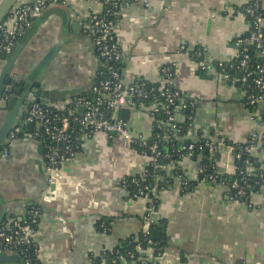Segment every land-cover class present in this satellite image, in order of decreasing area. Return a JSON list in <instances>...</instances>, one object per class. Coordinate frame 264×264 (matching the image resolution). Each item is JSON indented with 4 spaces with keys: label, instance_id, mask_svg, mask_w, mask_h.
Listing matches in <instances>:
<instances>
[{
    "label": "crops",
    "instance_id": "crops-1",
    "mask_svg": "<svg viewBox=\"0 0 264 264\" xmlns=\"http://www.w3.org/2000/svg\"><path fill=\"white\" fill-rule=\"evenodd\" d=\"M26 1L17 0L13 7ZM62 1L50 4L17 40L21 49L10 75L25 80V90L34 83L39 86L37 93L26 96L29 103L14 105L11 126L20 127L21 141L0 144V224L18 223L30 204L42 209L35 233L39 264H89L124 239L142 235L164 245L157 255L150 243L138 247L139 258L152 255V264H264V184L235 202L230 189L235 159L228 148L246 143L255 131L264 134L263 107L252 109L246 102L239 68L234 76L217 69L218 63L229 65L240 58L250 31L243 7L250 0H121L117 21L124 81L146 78L158 84L161 68L172 66L173 88L194 107L187 133H177L175 140L181 147L199 137L222 144L218 158L205 154L221 173L216 182L200 178L201 169L206 170L200 156L162 165L170 180L156 196L158 206L150 205L154 195L149 192L128 194L126 178L140 174L150 160L118 135L101 133L86 140L77 157L62 166L60 182L48 184L45 146L29 136L26 126L30 107L35 102L64 105L95 81L100 66L84 21L101 7L94 0ZM261 4L264 11V0ZM13 87L15 93L20 85L15 82ZM10 96L4 93L1 99ZM10 112L0 103V130ZM177 119L187 124L184 112ZM127 122L147 139L157 126L146 111H131ZM253 156L260 163L264 152L257 150ZM146 222L151 229L165 224L164 239L153 240L150 230L145 231Z\"/></svg>",
    "mask_w": 264,
    "mask_h": 264
},
{
    "label": "built area",
    "instance_id": "built-area-1",
    "mask_svg": "<svg viewBox=\"0 0 264 264\" xmlns=\"http://www.w3.org/2000/svg\"><path fill=\"white\" fill-rule=\"evenodd\" d=\"M94 2L101 9L93 11L85 19L84 30L94 43L100 66L104 67L112 61H121L125 58L118 40L119 22L115 18L118 17L122 4L111 2V0H94ZM59 3L65 2L62 0H29L16 4L9 13L8 18L0 23V55H10L18 38L33 24L34 20L40 17L50 4ZM108 5H111V7H107ZM117 7H119V11L114 10ZM244 12L254 17V23L250 36L244 39L242 43L256 45L261 60H263L262 65L258 66V77L253 80V85L259 93L249 94L246 91L245 98L250 105L264 107V33L262 32L264 17L256 13V7H247ZM1 36H4V38H1ZM242 54L239 65L242 72L240 82L247 87L250 86L249 77L251 72L247 71L248 55L246 49L243 50ZM172 68L169 65L161 68V79L158 84H151L146 78H139L134 83L127 84L120 71L109 67V78L102 80L92 89L93 93L97 94L95 102L88 96L78 95L72 96L64 105L43 102L33 103L27 114V120L36 125V131L32 132V136L38 139L45 137L50 141L49 145H44L45 169L48 174L49 186H55L60 182L62 179V166L65 162L74 160L77 157L83 148L84 142L101 133L118 135L131 145L137 143L146 148L141 153L146 155L150 162L142 170V176L147 175L149 165H154L155 168L162 167L158 160L160 156L159 145L157 143L149 144L150 138L136 135L131 130L129 123L122 118L121 113L124 108L130 109L132 112L146 111L154 121H156L158 112L164 113L167 119L163 121V124L171 126L176 134L180 133L181 130L177 125V115L189 108L190 100L179 91L170 89L173 78ZM224 75L228 76L227 72H224ZM147 101H150V107L144 104ZM190 106L192 107V104ZM80 108H83L82 117L79 113ZM76 120H79L82 127L79 143L73 142L71 134L73 122ZM20 133V127L13 128L9 133V138L11 140L16 139L21 135ZM165 139L169 140V137L166 136ZM195 142L188 143L187 147H184L187 152L182 159L190 157L196 152L203 153V151L208 150V153L214 154L222 149L221 143L209 138L203 140L199 145ZM245 144L244 152L253 155L255 151L260 150L261 144H264V134L253 132ZM228 148L233 153L234 159L241 157V152H236L234 146L228 145ZM262 149V152H264V147ZM4 156H8V150L4 152ZM260 167L264 169V159L260 162ZM204 170L202 168L201 172ZM220 174L216 170L208 174L206 178L209 181L216 182L220 178ZM242 174L244 176L240 180L244 184H248V181L253 177L262 178L263 170L261 173H257V169L247 160ZM188 182V180H184L186 185ZM230 189L235 191L231 197L235 202L249 197L250 186L247 185L246 188L240 186L239 179L232 181ZM146 190L148 189L140 188L135 196L147 192L157 196L159 193L156 187L150 188L147 192ZM154 208L152 206V209ZM41 215L42 209L36 204H30L26 209L25 216L18 223L0 224V255L17 253L20 257L27 256L28 249L25 246L28 247L36 243V224L39 223ZM148 243L152 244L149 240ZM149 250H154V247H149ZM36 252L38 255V250ZM139 259L141 262L147 263L155 258L148 255ZM127 262L129 261L123 256L110 258L104 255L101 257L100 264H126ZM25 264L37 263L27 259ZM89 264H93V261Z\"/></svg>",
    "mask_w": 264,
    "mask_h": 264
},
{
    "label": "trees",
    "instance_id": "trees-1",
    "mask_svg": "<svg viewBox=\"0 0 264 264\" xmlns=\"http://www.w3.org/2000/svg\"><path fill=\"white\" fill-rule=\"evenodd\" d=\"M111 2H118V3H122L121 0H111ZM256 7V13L260 14L262 16H264V11H263V7L261 4V0H250L249 3L243 7V10L247 7ZM107 7H111V5H108ZM115 11H119V7L114 8ZM246 15L248 16V20L250 22V31L247 33V35L245 36L244 39L248 38L250 36V32L253 29V23H254V17L251 16L250 14L246 13ZM115 17V16H114ZM116 19L118 18L117 16L115 17ZM252 26V27H251ZM262 32L264 33V27L262 28ZM1 38H4V36H1ZM246 49V53L248 55V60H247V71L251 72L250 75V86L245 87V91H247V93L249 94H258L259 91L258 89L253 85V80L255 78L258 77V66L262 65L263 60H261L260 57V52L259 50L256 48V45L254 44H243L242 43V48H241V55L240 58L237 61H234L232 64H226L223 63L221 64H217V69L219 71H227L229 72V74L231 76H234L238 73L239 71V65H240V61L242 59V52L243 50ZM97 52V51H96ZM197 53V52H195ZM98 54V52H97ZM2 56V55H0ZM109 67L113 68V69H117L118 71H120V73L123 72V68L125 67V59L121 60V61H112L110 62L107 66H99L98 69V73L97 76L95 78V81L87 88L79 90L77 93H75L73 96H78V95H85L88 96L90 99H92L93 102L96 101V97L97 94L93 93L92 89L94 86H97L99 84V82H101L102 80H105L107 78H109L110 74H109ZM242 73V72H241ZM170 89L175 91L176 89L173 88L172 85H170ZM177 91V90H176ZM187 102V99L185 100ZM150 101L144 102V104H147V107H150ZM191 105V103H189V106ZM252 109H255L258 107V105H251L250 106ZM194 107L190 106V110L187 111V109L184 110L185 116L186 118H188L187 124L183 125L181 124L179 121H177V125L180 128V136L184 137L185 134L188 131L189 125H191V119L190 117H193V109ZM262 116L264 117V107L262 108ZM63 113V112H62ZM109 116V115H107ZM167 119L166 115L164 113L158 112L156 114V129L152 135V137L149 140V144H153V143H157L159 145V151H160V156H159V163L163 166H165L166 164L170 163V162H179L180 160H182V157L186 154L187 150L186 148H184V146L187 147V145L185 144L183 147H181L180 143L177 142V140H175L176 138V132L173 128H171V126L162 124L163 121H165ZM81 125L79 123V120H76L73 122V127L71 130V134H72V140L74 143H79V136L81 134ZM168 136V139H165V137ZM199 137V136H198ZM206 138L204 137H199L198 140H196V144L199 145L201 142H203V140H205ZM41 141H43V144L45 146L50 144V141L47 140L45 137L44 138H40ZM194 140H189L188 143H193ZM230 145L234 146L236 149V152H241V157L239 159H235V165H234V172H233V177H232V181L235 179H239V183L240 186L242 187H247V185L250 186L249 191H255L258 188H260V186L263 184L264 182V169H262L260 167V163L258 162L259 158L254 157L253 155H249L246 152H244V147L246 146V144H234L231 143ZM261 148H260V152L261 150H263L262 148L264 147V144H261ZM140 153L143 149L139 144L135 143L133 145ZM200 154H203V157H201L200 160V164H205L206 165V170L205 172L202 171V173L200 174V178L207 176L210 173H213L214 171H216V167L213 166L214 161L212 158H210L209 156H205V151L202 152H196L194 154L195 157L200 156ZM249 160V162L252 164L253 167H255L257 169V173H261L263 170V177L262 178H256L253 177L248 181V184H244V182H242V180H240V178H242L244 176V174H242V172H244V167L246 165V161ZM148 169V173L145 176H142L141 173L134 176V177H129L126 178V181L124 182V186L126 188V190L128 191V194H130L131 197H133L134 194L138 193L139 189L141 188H147L148 190L152 187H157L158 191L165 186V182L164 181H168L169 175L166 173L165 169H163L161 166L160 168H155L154 165H149L147 167ZM177 175L183 177L182 173L179 171H177ZM161 176L164 177V179H162V181H160L159 178H161ZM184 178V177H183ZM231 177H228V181H230ZM170 180V178H169ZM232 183V182H231ZM195 186V184H193ZM192 185V187H193ZM146 190V192L148 191ZM249 192V195H250ZM232 194L235 193V191H231ZM148 194V192L146 193ZM152 202H150L153 205L158 206L159 203V199L154 195H150ZM157 208V207H156ZM4 224V223H2ZM15 226V225H14ZM37 227V224H36ZM148 240L151 241L150 237L148 236H140L137 239L134 238H127L124 239L123 241H121L120 245H118L115 249L108 251L106 253H104L103 255H101L98 258H94L93 259V264H100L101 261V257L104 255L109 256L110 258H118L119 256H123L125 257L128 261H135L136 264H152L150 262L147 263H143L141 262V260H139V254H138V247L141 246L143 248L147 247L149 245ZM152 245L155 246L156 248V252L155 255L160 254L163 251L164 245L161 244L158 241H151ZM27 248V252L26 255L27 256H22V259L27 260H33L34 262H36L37 264H39L38 261V255L36 250H38V246L36 243H33L32 245L26 247Z\"/></svg>",
    "mask_w": 264,
    "mask_h": 264
},
{
    "label": "water",
    "instance_id": "water-1",
    "mask_svg": "<svg viewBox=\"0 0 264 264\" xmlns=\"http://www.w3.org/2000/svg\"><path fill=\"white\" fill-rule=\"evenodd\" d=\"M16 1L17 0H3L1 2V4H0V22L7 17L9 11L13 7V5L16 3ZM32 26H33V24L28 29H30ZM20 49H21V44L16 42L14 49H13V52L9 56H7V55L4 56V58L6 59L7 62H6L5 68L2 72V77L0 80V103H1L2 107L8 106L10 108L11 112L7 116V120L4 124V126L0 130V144L3 143L4 140H6V142L8 144H10L11 141H13L14 143L21 141V138L12 139V140L9 138V133L13 129V126H11V124H12V115L15 114L14 105L19 106L21 103H25V102L29 103L25 100L28 93H30V92H36L37 93L38 92V88H37L39 86L38 83L33 84L34 88H28L25 90L24 85H25L26 81L20 79L19 78L20 76H11L10 75L12 69L16 65L17 59L19 57ZM49 59H50V56H47L43 62L46 63ZM15 82L18 83L20 85V87L14 93L13 83H15ZM5 85H6V87H5ZM4 93H6V94L8 93L12 96H10V98H8L7 100L1 99V96ZM187 110H189V109H187ZM79 113L82 117L83 108L79 109ZM130 114H131V110L124 108L122 110L121 116L125 121H128L130 118ZM26 126L31 131L30 133H32V131L34 129V123L29 121L26 123ZM29 136H32V134H29ZM205 154H208V150L205 151ZM219 155H220V152L214 153V157L218 158ZM200 157H203V154H200ZM20 220H21V218H19V221ZM145 224H146L145 231L150 230L151 238L153 240H160L161 238L164 239V237H162V233H165V228H166L165 224H162V223L158 224V228H156V229H151L149 222H146ZM9 263L25 264L22 257H20L17 253L1 254L0 255V264H9Z\"/></svg>",
    "mask_w": 264,
    "mask_h": 264
}]
</instances>
